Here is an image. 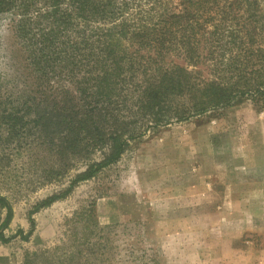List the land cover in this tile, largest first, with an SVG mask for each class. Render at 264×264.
I'll use <instances>...</instances> for the list:
<instances>
[{
    "label": "rangeland",
    "instance_id": "1",
    "mask_svg": "<svg viewBox=\"0 0 264 264\" xmlns=\"http://www.w3.org/2000/svg\"><path fill=\"white\" fill-rule=\"evenodd\" d=\"M228 1L225 23L220 0L202 17L212 18L206 28L218 23L217 36L252 28L261 45L264 0L253 1L254 11ZM184 7L183 0H11L0 10V194L13 210L0 264H264V97L201 113L187 91L157 102L159 111L142 102L144 84L176 65L197 69L189 83L200 99L235 80L201 57L207 49L198 62L175 55L181 30L162 37L166 56L156 62L160 36L152 34L154 47L136 45L147 41L136 36L139 22L151 29ZM211 49L218 56L222 48ZM95 55L106 57V70L115 59V86L93 83ZM94 88L107 91L89 95ZM83 112L105 132L117 124L133 138L117 161L31 212L106 152V141L84 134V148L60 155L62 115Z\"/></svg>",
    "mask_w": 264,
    "mask_h": 264
},
{
    "label": "trees",
    "instance_id": "2",
    "mask_svg": "<svg viewBox=\"0 0 264 264\" xmlns=\"http://www.w3.org/2000/svg\"><path fill=\"white\" fill-rule=\"evenodd\" d=\"M220 0H183L184 2V12L180 14L174 13L171 16H165L164 20L158 21L159 24L152 26L151 29L146 27V24L139 22L137 25L136 36L140 38H146L147 41H138L136 45L140 47H154L151 43L152 34L160 36L161 48L156 47L157 52L152 57L153 62L157 61V58L160 57L164 59L166 55H163L164 50L166 51L167 45L162 37L172 39L176 32L181 30V35L177 39L176 46L173 48V52L177 56H187L188 58L194 60L193 62H198L200 57V50L207 49L202 58L211 59L215 71H218V75L221 77L225 74V78L228 79L234 78V82H228L227 88L216 87L214 93L207 90L203 99L196 97L197 84L195 82H190V77L192 73L195 74L197 78V69L187 71L185 68L176 65L169 70L160 72L159 76L156 75L159 79L154 81H147L142 88V102L146 103L148 110L159 111L158 103L161 100L170 99L174 96H177L184 91L189 92L190 100H192L191 109L194 112L201 113L209 108H222L232 105L234 102L240 101L244 97L256 98V96L264 97V37L262 39L261 45L257 34L253 31L252 28L247 29L243 34L240 32L233 33L232 30L227 33L221 32V35H216L218 31V23H213L211 27L213 29L208 30L206 28V22L212 21L210 16L202 18L210 10V6L218 5ZM225 3L218 9L219 10V19L221 24L225 23L227 20L228 14L230 11L226 7L230 8L234 3L224 0ZM239 4L248 2L246 10L248 8L252 9V3L255 0H237ZM11 3V0H0V10H3ZM255 8L252 9L254 11ZM199 17L202 19L199 21ZM184 19H194L193 23L187 28V25H183ZM162 23V24H161ZM122 32H127L124 29V26L121 25ZM194 31H200L198 37ZM133 36V35H131ZM134 42L133 40L130 41ZM219 46L221 51L218 52V56L211 49L212 46ZM114 50V49H113ZM110 54L111 51H109ZM225 53V54H224ZM93 58L95 60L101 61V67H94V70H97L93 81L94 84L102 85L111 84L112 86L116 85L117 81H114L117 78V67L115 64V59L113 60L114 66L111 62L109 70L102 69L103 66L106 68L103 60H106V57L102 56L101 58L98 55H95ZM113 59V58H112ZM107 61V60H106ZM218 79L217 85L221 84L222 81ZM139 84V85H138ZM209 84V85H213ZM142 83H137L135 89H139ZM133 86V85H132ZM107 88V87H106ZM111 88H109L110 90ZM104 91H100L99 88H94L93 92L89 95L97 96L100 94H105ZM261 95V96H260ZM92 108L95 109V106L92 105ZM153 108H156L153 110ZM91 107L87 108L86 111H90ZM96 110V109H95ZM63 111H66L64 108ZM87 115L86 112L78 116L71 115L67 116V113L63 114L65 119L68 121L66 135L67 139H61V144L59 150H61V156L68 154V151L76 152L79 149L84 148V143L82 147L80 142L83 141L84 134L90 142L93 144H98L100 142H107L108 147L106 152L103 153L102 157L97 160L89 163L84 170H80L75 173L71 178L68 186L63 190H58L53 192L44 198L38 200L31 212H35L42 207L50 205L52 202L58 200L59 198L67 195L70 190L75 186L76 183L86 180L94 176L98 170L108 166L109 164L114 163L123 153L127 140L133 138V135H128L123 137V134L127 131L126 128L120 127L121 125L113 124L107 132L102 129L99 124L96 123L93 119H89L84 116ZM188 115H191L188 114ZM186 115V116H188ZM177 119L185 118L184 115H178ZM156 122H159L160 119L157 117L154 118ZM123 125V124H122ZM66 129V128H65ZM43 131H51L49 129H42ZM46 132V134H47ZM54 132V131H51ZM63 132V131H62ZM61 132V133H62ZM84 132V133H83ZM60 134V133H59ZM59 137V135H57ZM65 139V140H64ZM88 143V142H86ZM13 215V210L10 201L5 195L0 194V240L5 241L7 237L4 236L3 230L8 226ZM31 233V228L27 231L26 234L21 232L22 238L26 239L27 236Z\"/></svg>",
    "mask_w": 264,
    "mask_h": 264
}]
</instances>
